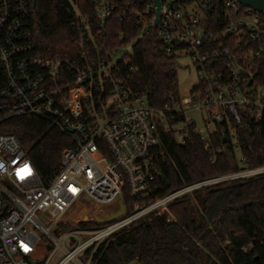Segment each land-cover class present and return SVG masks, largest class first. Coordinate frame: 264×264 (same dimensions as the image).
Instances as JSON below:
<instances>
[{
	"label": "built area",
	"instance_id": "2783aa9c",
	"mask_svg": "<svg viewBox=\"0 0 264 264\" xmlns=\"http://www.w3.org/2000/svg\"><path fill=\"white\" fill-rule=\"evenodd\" d=\"M93 1L98 25L131 19L138 34L125 46L100 45L101 34L77 13L79 51L72 58L37 51L29 0H0V124L30 115L72 138L60 170L45 185L19 139L0 132V264H50L57 250L63 256L56 264H94L103 241L152 216L167 214L170 220L178 199L264 174V164L249 167L241 154L237 171L155 194L163 178L159 127L173 131L181 144L198 135L212 153V134L227 137L237 149L239 128L263 119L264 86L255 78L264 65V13L239 0H163L156 24L150 0ZM148 35L177 61L189 58L196 72L189 94L162 109L128 86L126 55L137 38ZM196 114L206 127L214 123L215 131L201 136L189 117ZM180 123L185 128L175 129ZM125 188L142 199L131 211L123 203L124 213L101 227L52 231L79 205L86 213L111 206L116 209L108 213L117 212ZM41 249L50 250L44 261L38 258Z\"/></svg>",
	"mask_w": 264,
	"mask_h": 264
},
{
	"label": "trees",
	"instance_id": "16d2710c",
	"mask_svg": "<svg viewBox=\"0 0 264 264\" xmlns=\"http://www.w3.org/2000/svg\"><path fill=\"white\" fill-rule=\"evenodd\" d=\"M29 1V26L36 49L44 56L73 58L78 54L79 33L73 27L77 13L90 21L96 36L101 34L100 45L125 46L138 34L131 19L98 25L93 0ZM127 57L131 60L127 66L128 86L135 96L145 98L156 109L179 100L178 61L162 49L155 36L137 38L132 55ZM255 79L264 86V65ZM0 132L19 139L45 185L60 170L62 153L72 144V138L48 121L30 115L1 123ZM159 137L163 154L157 164L170 185L159 178L157 196L237 171L241 154L249 167L264 164V117L239 128L237 149L220 133L210 136L212 153L205 150L198 135L189 136L181 144L173 131L159 127ZM121 199L128 211L136 201H142L132 197L127 188ZM170 213V220L167 214L152 216L113 234L94 252V264H264V174L198 190L171 204ZM105 224L91 218L78 223L61 222L57 229L67 232Z\"/></svg>",
	"mask_w": 264,
	"mask_h": 264
},
{
	"label": "rangeland",
	"instance_id": "374dc122",
	"mask_svg": "<svg viewBox=\"0 0 264 264\" xmlns=\"http://www.w3.org/2000/svg\"><path fill=\"white\" fill-rule=\"evenodd\" d=\"M177 76H178V84H179V94L181 97L187 96L189 94V90L193 83L196 81V72L193 66L190 64V59L185 57L178 61V69H177ZM189 117L193 118L196 122L197 132L201 136H207L209 133H212L216 129V125L211 123L206 127L204 124L202 117L199 115H189ZM177 130H182L185 128V124L180 123L174 126ZM83 205H79L73 208L71 212H68L65 215V221L68 223H78L81 221H86L88 219L97 217H105L108 216V211L116 209V206L111 207H104L103 211L97 210H90L86 213ZM52 231L58 233L57 228L55 226L52 227ZM44 241V238H42ZM50 250L41 249L38 252L39 261H44L49 256ZM63 254L60 250H57L50 260V264H56L61 258ZM68 264H74L73 262H69Z\"/></svg>",
	"mask_w": 264,
	"mask_h": 264
},
{
	"label": "water",
	"instance_id": "95a60500",
	"mask_svg": "<svg viewBox=\"0 0 264 264\" xmlns=\"http://www.w3.org/2000/svg\"><path fill=\"white\" fill-rule=\"evenodd\" d=\"M150 1L156 7L157 16L155 19V23L157 24V22L159 20L160 10L162 8L163 0H150ZM239 1L244 6L252 7L254 9H256L257 11L264 13V0H239ZM32 2L34 3V0H32ZM163 178L166 180L167 186H169L170 184L167 181V179L165 177H163ZM124 211H125L124 204H123V202H120V208L117 212L110 213L108 216H105V217H97V218H95V220L98 223H107V222L121 216L124 213Z\"/></svg>",
	"mask_w": 264,
	"mask_h": 264
}]
</instances>
